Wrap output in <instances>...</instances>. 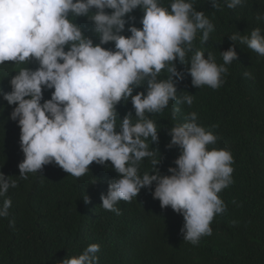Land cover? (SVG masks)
I'll return each mask as SVG.
<instances>
[{
  "label": "clouds",
  "instance_id": "1",
  "mask_svg": "<svg viewBox=\"0 0 264 264\" xmlns=\"http://www.w3.org/2000/svg\"><path fill=\"white\" fill-rule=\"evenodd\" d=\"M194 3L170 0L166 7L162 0H0V73L14 75L11 91L3 94V100L15 105L9 118L20 129L24 155L18 165L20 179L41 173L50 164L80 178L91 164L110 162L117 178L108 183L107 195L100 197L104 210L120 215L119 202L130 203L141 189L155 184L153 199L162 209L170 207L183 216L184 241L196 245L212 235L211 222L227 210L218 194L233 183L231 152L209 147L218 137L198 123L196 112L170 128L167 147L177 146L180 154L175 167L167 169L169 175L159 172L160 158H154L157 151L150 150L149 144V140L159 142L156 121L149 114L161 113L170 101L189 107L194 101L193 95H177L176 85L184 80L185 72L173 63L186 64L198 32L203 43L214 31ZM224 3L233 9L245 0ZM210 4L220 6L218 0ZM137 8L143 11L141 28L134 26L131 15ZM79 17L91 21L99 43L84 34L75 22ZM125 31L130 35H123ZM230 39L264 56L260 28L250 36L237 33ZM109 43L114 48L103 47ZM221 56L223 63L218 65L211 54L205 58L204 51L196 50L187 62L191 84L219 89L236 53L229 47ZM34 64L38 65L35 70ZM162 70L168 74L166 79H158ZM244 76L252 78L250 72ZM145 83L146 93L133 95ZM48 90L54 91L45 100ZM129 99L135 119L127 113L117 131V105ZM180 111V107L172 110L173 120ZM146 158L153 171L141 174ZM17 186V180L0 173V197ZM84 202L90 203V198L84 196ZM10 206L11 200L4 199L0 218L8 217ZM99 250L98 244H91L59 264H98Z\"/></svg>",
  "mask_w": 264,
  "mask_h": 264
},
{
  "label": "trees",
  "instance_id": "2",
  "mask_svg": "<svg viewBox=\"0 0 264 264\" xmlns=\"http://www.w3.org/2000/svg\"><path fill=\"white\" fill-rule=\"evenodd\" d=\"M162 3L167 7L170 0ZM218 3L219 8H213L210 0H195L194 7L205 13L214 31L203 43L202 33H197L185 65L173 62L178 71L185 72L184 80L176 85L177 95H193V104L178 106L170 101L161 113L148 115L157 124L159 142L149 140V144L150 150L157 151L154 158H160L157 168L161 175H169L167 169L175 167L180 154L177 146L167 147L170 128L183 123L190 112H196L198 123L218 137L210 148L231 152L233 183L218 194L227 210L214 217L212 235L202 237L196 245L184 241L183 216L170 207H160L151 194L155 184L141 189L132 202H119L116 207L120 215L104 210L100 197L107 195L108 183L117 178L110 162L104 166L91 164L89 172L80 178L50 164L41 173L20 179L18 165L24 159L20 129L9 118L15 105L9 106L3 100V94L11 91L14 75L1 72L0 173L17 180L18 186L0 197V205L4 199L11 200L8 217L0 218V264H59L64 258L78 256L91 244L100 246L98 264H264V56L230 39L237 33L250 36L256 28L264 34V19H257L264 17V0H245L233 9L227 8L224 0ZM131 15L135 17L134 26L141 28L142 9L137 8ZM75 22L87 37L99 43L91 21L79 17ZM122 34L130 35L127 31ZM103 47L114 48V44ZM229 47L236 59L226 66L223 85L216 90L193 86L187 62L194 52L204 51L205 58L211 54L219 65L223 63L221 53ZM37 67L34 64L33 70ZM245 72H250L252 78L245 77ZM167 75L162 70L158 79H166ZM52 91L44 92L45 100L50 99ZM137 92L146 93V83L133 95ZM176 107L181 111L173 120L172 110ZM129 112L135 119L130 99L117 105V131L119 121ZM152 171L146 158L140 173ZM84 196L90 198V203L84 202ZM10 221L14 223L10 225Z\"/></svg>",
  "mask_w": 264,
  "mask_h": 264
}]
</instances>
